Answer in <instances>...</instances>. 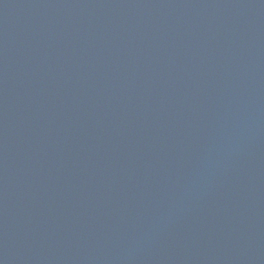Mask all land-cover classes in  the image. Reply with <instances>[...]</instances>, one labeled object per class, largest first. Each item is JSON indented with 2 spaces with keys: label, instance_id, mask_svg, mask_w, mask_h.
Returning <instances> with one entry per match:
<instances>
[{
  "label": "water",
  "instance_id": "obj_1",
  "mask_svg": "<svg viewBox=\"0 0 264 264\" xmlns=\"http://www.w3.org/2000/svg\"><path fill=\"white\" fill-rule=\"evenodd\" d=\"M0 264H264V0H0Z\"/></svg>",
  "mask_w": 264,
  "mask_h": 264
}]
</instances>
